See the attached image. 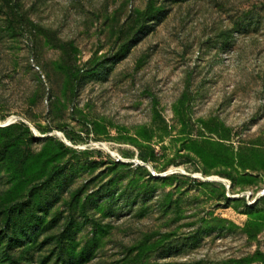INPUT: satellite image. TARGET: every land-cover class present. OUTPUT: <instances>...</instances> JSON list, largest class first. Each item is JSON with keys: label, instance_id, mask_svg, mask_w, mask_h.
Segmentation results:
<instances>
[{"label": "rangeland", "instance_id": "rangeland-1", "mask_svg": "<svg viewBox=\"0 0 264 264\" xmlns=\"http://www.w3.org/2000/svg\"><path fill=\"white\" fill-rule=\"evenodd\" d=\"M16 117L0 234L44 224L0 264H264V0H0Z\"/></svg>", "mask_w": 264, "mask_h": 264}, {"label": "trees", "instance_id": "trees-1", "mask_svg": "<svg viewBox=\"0 0 264 264\" xmlns=\"http://www.w3.org/2000/svg\"><path fill=\"white\" fill-rule=\"evenodd\" d=\"M28 99L33 103L34 105L38 102H40V94L39 90H36L35 93L30 95ZM32 104V105H33ZM26 117H30L29 114L25 113ZM4 120V119H3ZM25 123V122H24ZM25 125L28 127L27 131L29 133H32L31 127L25 123ZM19 127V123L15 122L10 125L1 127L0 126V131H5V132H10L16 128ZM30 129V130H29ZM48 137V136H46ZM73 142H76L73 138L71 139ZM6 145L3 146L5 148ZM152 177V176H150ZM166 177V176H164ZM166 179V178H165ZM146 193V192H145ZM33 197V194L30 193V197ZM263 197V196H262ZM19 208L18 203L16 202L15 205H12L8 210L7 213L4 215V230L3 233L0 234V243L2 246L0 247V253L3 252V254L6 255L8 252L16 247H23V246H28L30 243H35L37 236L41 233L42 226L44 224V220L41 218L39 222H33L32 220L27 222V224H21V226H17L13 222V218L16 215V212ZM43 220V221H41ZM5 240V243H4ZM4 243V244H3ZM58 253L52 264H80L84 263L88 260L89 252L83 250L80 252L78 256L69 253V243H66L62 241L61 239L58 240V245H57ZM79 260V262H78ZM44 263H48L43 261ZM10 264H17L16 262L12 261Z\"/></svg>", "mask_w": 264, "mask_h": 264}, {"label": "water", "instance_id": "water-1", "mask_svg": "<svg viewBox=\"0 0 264 264\" xmlns=\"http://www.w3.org/2000/svg\"><path fill=\"white\" fill-rule=\"evenodd\" d=\"M18 120H22L24 121L26 124H28V122L26 120H24L23 118L21 117H16L14 120H11V121H7V118L4 119V120H0V126L1 127H4V126H7V125H10L12 123H15L17 122ZM29 125V124H28ZM164 176H167V174H165Z\"/></svg>", "mask_w": 264, "mask_h": 264}, {"label": "built area", "instance_id": "built-area-1", "mask_svg": "<svg viewBox=\"0 0 264 264\" xmlns=\"http://www.w3.org/2000/svg\"><path fill=\"white\" fill-rule=\"evenodd\" d=\"M259 195L264 196V190Z\"/></svg>", "mask_w": 264, "mask_h": 264}]
</instances>
